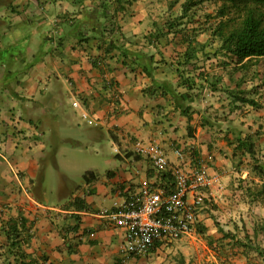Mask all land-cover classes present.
I'll return each instance as SVG.
<instances>
[{
	"label": "crops",
	"instance_id": "crops-1",
	"mask_svg": "<svg viewBox=\"0 0 264 264\" xmlns=\"http://www.w3.org/2000/svg\"><path fill=\"white\" fill-rule=\"evenodd\" d=\"M90 8L111 13L100 35L88 24ZM177 14L161 0H0V264L120 261L123 231L99 211L113 206L119 188L133 185L138 170L150 173L147 161L123 150L121 138L131 135L171 149L176 124L183 132L188 124L132 57L152 55L159 83L166 80L186 92L177 62L197 25L183 23L155 36L166 33ZM82 114L96 128L86 126ZM73 131L89 142L108 136L114 154L102 159V167L85 171L91 175L82 177L71 199L54 204L42 192L47 161L62 143H80ZM198 152L206 154L204 145ZM49 207L64 214L47 212ZM14 224L29 235L20 248L23 259L10 247L7 234ZM166 247L145 257L154 258ZM129 260L138 264L137 258Z\"/></svg>",
	"mask_w": 264,
	"mask_h": 264
},
{
	"label": "rangeland",
	"instance_id": "rangeland-1",
	"mask_svg": "<svg viewBox=\"0 0 264 264\" xmlns=\"http://www.w3.org/2000/svg\"><path fill=\"white\" fill-rule=\"evenodd\" d=\"M161 2L166 9H177V17L183 6L191 2L190 16L183 22L196 24V41L209 44L200 51V59L183 71L184 79L196 78L193 92L196 100L190 122L193 136L188 135L187 126L183 132L177 123L172 130L177 139L171 143L175 146L177 141L194 142L195 150L201 152L204 145L205 153L213 155L210 166L221 176L222 186L215 190L214 199L203 210L197 234L168 245L154 258H137V263L264 264V257L256 251L264 250V192L258 196L261 189L264 191V58L253 60L246 70L235 73L230 58L215 54L219 41L212 32L222 20L219 16L221 0ZM128 8L125 5V9ZM259 9L264 11V7ZM239 17L230 12L223 20L236 21ZM213 82L217 83L216 91L210 88ZM236 85L245 90L246 97L254 99L257 106H235L230 93ZM77 132L72 138L80 142L78 145L62 143L55 158L47 161L42 192L54 204L71 199L82 185L85 171L94 166L102 167V159L114 154L108 136L89 142ZM239 139L252 141L254 155L237 148ZM127 264H135V261L129 260Z\"/></svg>",
	"mask_w": 264,
	"mask_h": 264
},
{
	"label": "built area",
	"instance_id": "built-area-1",
	"mask_svg": "<svg viewBox=\"0 0 264 264\" xmlns=\"http://www.w3.org/2000/svg\"><path fill=\"white\" fill-rule=\"evenodd\" d=\"M78 104L74 102L73 106ZM81 119L97 125L87 114ZM121 143L125 152L150 164V173L138 170L133 185L119 188L113 206L99 211L110 226L123 231V253L117 264H127L131 257H145L160 246L197 234L202 212L222 186V178L210 166L213 155L194 154L187 149L195 146L194 142L177 141L168 149L156 141L124 135ZM122 147L116 146L114 151L119 154ZM169 172L171 177L163 176ZM52 211L64 214L53 207L47 209ZM90 236L95 238L94 233Z\"/></svg>",
	"mask_w": 264,
	"mask_h": 264
},
{
	"label": "trees",
	"instance_id": "trees-1",
	"mask_svg": "<svg viewBox=\"0 0 264 264\" xmlns=\"http://www.w3.org/2000/svg\"><path fill=\"white\" fill-rule=\"evenodd\" d=\"M223 5L220 9L219 16L222 18L221 21L217 23L215 26L212 35H215L219 41V48L215 50V54L218 56L221 54L223 57L230 58L234 63V71L240 72L246 70L248 64L255 59L264 58V11L259 9V7H264V0H221ZM129 2V1H128ZM123 6V5H122ZM120 6L117 8L119 10ZM191 2H187L185 7L182 8V13L176 19L169 20L166 25L167 31L166 33H160L159 35H155L156 38L159 36H163L166 34H170L172 31H175L179 27L183 25V21L188 18V15L191 12ZM230 12L235 14H239L240 17L236 21H232L231 19H224L229 15ZM88 24L93 26L91 32L98 35L104 32V22L105 20H110L111 17L106 13L104 14L98 8H90L86 9ZM194 12H192V15ZM190 16V15H189ZM171 21V22H170ZM103 27V28H102ZM175 33V32H174ZM189 45L187 47V52L185 54L184 59L177 62L178 66H182L177 68V73L179 74L180 85L186 88V92L178 91L173 85H171L168 81L164 80L162 83L154 77V71L157 68V62L154 61L152 55H147L144 53H140L139 55H134L133 60L135 63L139 65H143V70L146 75L152 80L153 86H156L157 90L161 91L163 96L171 97L174 101L175 110L179 111L180 114L187 118V131L190 137L193 136V130L191 125V119L193 115V103H195L196 95H194V79H184L183 71L188 66L192 65L194 61L200 59L199 53L202 51L205 46V43H200V41H196L195 37H190L188 39ZM195 43V44H193ZM187 73H191L188 71ZM200 76V75H199ZM189 78V77H188ZM241 82V80H240ZM209 84V83H208ZM211 90H217V83H210ZM247 92L240 87H237L233 91H231L232 95V103L235 106L238 104H246L250 106H257V102L254 99L246 97ZM238 147L246 149L251 155H254V147L255 145L249 139L248 141L244 139L238 140ZM189 143V142H185ZM188 150L193 151L194 154H200L197 150H195V146L188 147ZM90 172H86L83 175V179L87 180ZM164 177H171L170 172L165 173ZM263 189L259 191V195L263 194ZM264 196V195H263ZM263 200V199H262ZM202 224H200L201 227ZM199 227V228H200ZM12 230V231H11ZM10 234L8 233V239H11L10 247L12 252H14L16 258H24V253L21 252V244L22 242H26L29 238V235H22L17 224H14V227L10 229ZM202 232V231H201ZM22 235V236H21ZM225 237L227 235H224ZM259 256L264 257V250L256 249ZM18 256V257H17ZM26 264H37L35 260H30Z\"/></svg>",
	"mask_w": 264,
	"mask_h": 264
}]
</instances>
